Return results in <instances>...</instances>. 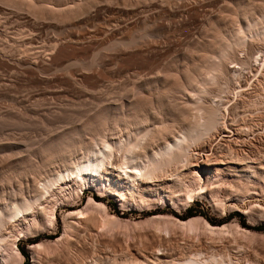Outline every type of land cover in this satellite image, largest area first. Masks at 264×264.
Instances as JSON below:
<instances>
[{
    "label": "rangeland",
    "instance_id": "1",
    "mask_svg": "<svg viewBox=\"0 0 264 264\" xmlns=\"http://www.w3.org/2000/svg\"><path fill=\"white\" fill-rule=\"evenodd\" d=\"M27 1L0 0L1 209L21 203L22 190H33L41 179L63 170V156H84L80 142L46 161L41 154L58 141L62 144L58 139H64V144L61 135L79 132L102 108L118 103L122 94L132 100L133 92L128 91L142 80L160 76L167 79L165 85H171L173 78L183 77L185 72H203L204 65L220 60L224 42H232L243 31L244 46L235 39L226 64L231 75L229 89L225 86L224 93L217 85L208 87L210 101L219 108L220 125L228 122L229 132L219 136L213 131L188 148L195 161L216 149L219 155L223 152L232 160L238 158V164L230 169L210 166L201 172L202 183L209 185L214 198L199 195L187 203L185 195L197 183L188 167L169 168L156 180L135 183L134 191L113 171L112 175L95 176L99 187L80 190L74 181H63L42 196L40 209L36 204L25 216L2 225L0 260L11 258L0 264H32V255L36 264H166L156 258L170 252L180 260L194 255L202 263L221 258L226 264H264V229H258L264 226V34H255L264 27V0H93L90 7L70 15L56 9L55 1L45 5L40 0ZM30 1L39 8L27 6ZM145 20L147 25L142 24ZM255 24L256 29L250 27ZM151 85L148 96L155 102L153 110L159 111L158 95L169 86H160L159 93L158 86ZM168 97L164 95L163 100L168 102ZM177 98L162 106L178 110L182 101ZM85 134L83 143L94 138V134ZM55 144L51 149L58 146ZM40 147L45 148L43 153ZM116 193L129 197L127 205L123 206ZM90 198L104 203L109 215L121 221L116 218L119 226L115 219L107 225L105 212L91 207ZM54 204L55 219L49 224L48 213ZM187 208L193 217H187ZM82 210L84 215L96 217L90 214L95 226L92 221H78L74 232L71 228L68 233L66 214ZM163 216L165 221L160 219ZM173 217H196L199 222L193 221L197 227L192 224L182 229L172 222ZM201 220L216 226L239 224L252 235H206ZM17 237L18 249L27 252L26 263L24 255L18 259L12 251ZM40 243L43 250L30 249Z\"/></svg>",
    "mask_w": 264,
    "mask_h": 264
},
{
    "label": "bare ground",
    "instance_id": "2",
    "mask_svg": "<svg viewBox=\"0 0 264 264\" xmlns=\"http://www.w3.org/2000/svg\"><path fill=\"white\" fill-rule=\"evenodd\" d=\"M52 1H55L56 2L55 5L58 6V8L56 7V9H59L61 11H65L66 14H69V15L72 13L77 14L79 11L83 10L84 8H88L93 4V0H85V2L83 1V3H82V0H80L81 3H76L78 0L76 2H75V0H72V4H71L70 0H68V1H70V4L67 2V0H40L41 3L42 2L44 3L43 5H45L46 3H51ZM27 2H29V0ZM30 2L31 3H27L28 4L27 6L35 9V7H37L36 6L37 3L36 2L32 3V1H30ZM94 2H96V0ZM35 3H36V5H35ZM23 6L25 7V5H23ZM37 8H39V7H37ZM37 8H36V10H38ZM98 8L99 7H97V9ZM51 9H53V8H51ZM56 9H55V11H56ZM146 20L142 22L143 25L147 22ZM145 25H147V23ZM257 25L258 24H255V26L252 25L250 27H253V29H256L255 27ZM256 30H257V32L255 34H257V35H260L261 33L264 34V27L263 26L261 27V29L259 27V29H256ZM244 34H246V33H244L243 31H241V32L239 31V33L236 35L237 38L235 37L236 41H235L234 37L232 36L234 39L233 41H235L238 45H240V44L243 45V42L245 40L243 38ZM245 37H247V36H245ZM33 39H35V38L31 39V41H30L31 44L33 42L32 41ZM231 40L224 42L223 48L221 47V49H220L221 52H220V57H219L220 60H218L216 58V60H213V61L218 60V62H213V63L211 62L210 64L207 63L206 64L207 66L204 65L205 69L203 70V72L201 71V73H196V74L195 73L192 74L190 72H187V73L185 72L183 77L180 76V78H178V77L173 78V79H176V80H174L175 82H173V79H172L173 84L168 82L171 85H165L164 83L167 82V81H165L167 79L163 80L160 78V76H158L156 78L154 77L155 79L151 78L152 80L150 79L149 81H143L142 80L143 82L142 81L139 82L140 83V84L138 83L139 85L133 87V89L130 88L131 90L129 89L128 92H130V93L133 92L132 95L134 97L131 96V98H133L132 100H129V98H127L125 96V94H124V96H122L123 94L122 95L120 94L121 96L119 97V100H117L118 103H115V104L109 105V106H105L104 108H102L101 111H99L97 114H95V116H93V118H91L88 121V123H86V125L83 126L84 129L82 127L81 130L79 129L80 130L79 132L75 129L74 131H77V132H75L74 135H72V136L68 135L66 137H62L65 135H61V138H65L64 144H63L64 139H58L57 138L58 140L62 141V144L59 143V141H58V142H56V144L54 143L55 145H58V146H55L56 148L53 147L54 149H51V147L54 145L53 143H50L51 145L53 144L52 146L48 145L50 147V149H46V151L44 150L45 148H42L45 151V153L41 154V155H45L44 159L46 161L48 158L51 159L52 157H56V156L58 157V154H63V152L66 153L65 150H71L74 147L76 148V146H75V145H77L76 143H80V142L82 143V146H80V147L83 148V151H85V154L83 157H80V158L79 157L73 158L71 156L69 158V155L65 156V157L63 156V160L62 159L61 160L64 161L66 164L65 167L63 166V168H64L63 170H60V171L55 172V173L53 172L47 178L41 179V181H43L42 183H38L39 181L38 182L35 181V183L36 184L38 183L37 185H39L40 187L39 186L36 187V185L35 186L33 185L34 186V187L32 186L33 190H31V187L27 188L26 190H22V194L24 197L22 196L23 200L21 201V203L20 202H15V203L12 202L11 205L7 204L6 207H4L2 209L0 208V237L3 236V235H1V231L3 230L2 225L3 224L5 225L6 221L10 222V219L12 220V219H15L17 216L18 217L23 216L24 213L29 212L30 211L29 209H31L33 206H34V208L36 207V204L38 206L39 205L38 202H40L39 200H41L42 196L43 197L46 196L45 194L50 192V190L53 189V187L55 185H60L63 181H66V180H69V181L72 180L77 185H79L80 188L78 186L77 187L80 190L82 188H84L85 186H88V187L89 186H95V187L97 186V187H99L98 183L96 182L97 180H95V178H96L95 176L99 177L97 174H99V175L103 174L102 176H104V174L105 175L111 174L112 171L116 172V175L119 178L123 179L126 184H129L128 186H131L132 189L130 187H129V189L134 191L135 187H133V186L134 185L137 186L136 184H138L140 181L142 183H147V182H149L150 179L156 180V178L158 179V177H160V175L163 176L162 174L166 173L165 171L169 172L167 170L169 168H172V169L175 168L176 171L179 169H182V168H187V167L192 168L194 171L193 172L194 177L196 176L197 183H195V185L191 184L192 185L191 188L189 187L190 189L187 191V194L185 195L186 200H187V201L184 200V201H186L185 203L191 202L193 199H195L199 195H203V196H206L208 198L209 197L212 198V196H213L212 191L207 189V187L209 185L208 186L206 185L207 186L206 187L204 185V183H202L204 178H203L201 172H207V169L210 166H216V167L221 166V167H224L226 169L227 168L230 169L233 166V164L237 163L236 161L238 160V158H237V160H234V158L232 160V157L228 158L229 156L227 157V155L226 156L223 155L222 154L223 152L219 155L217 152L218 150L213 149L212 153H210V154L207 153L206 155L203 154L204 156H201L199 159H197L195 161L193 159V154H191L188 151V148L190 149L189 146H193V145H191L192 143L195 144L200 138H202L203 136H205L208 133H211L213 131L218 132L219 136H222V135L225 136L224 132H226V131L229 132L228 122H225L224 125H222V123H221L222 127L220 125V121H219L220 120L219 119L220 118V116H219L220 112L218 110L219 108L217 106H215V104H214L215 102L213 103L212 101H210L211 93L209 95V92H210L211 88H209V92H208V87L213 86V84H214V85L219 86L220 89L222 88L223 92H224L225 86L227 87L225 89H229L227 85H229L228 82L231 83V75L228 73V69L226 68V64L229 62L228 60H230V55H231L230 54V48L234 44V42L233 41L231 42ZM246 43H247V41H246ZM231 53H232V51H231ZM232 57H234V56H232ZM32 64H33V62H32ZM166 77H163V78H166ZM168 79H169V77H168ZM151 83L152 84L154 83L156 86H158V88L156 89L158 92L161 90L162 87L165 88L166 86H169L165 89L166 92H164L162 94L159 92L160 94L158 96L160 98L157 97L159 99L157 101L158 104H156V105H160L162 107V108L160 107L161 110H159V111H156V109H157L156 107L154 110L152 108V107H154L153 104L155 102L152 100L153 98L150 99V97H149L150 96L149 93H152V92H150V90H152V89L149 88V87H152ZM210 84H212V85H210ZM156 86H155V88H156ZM160 86H161V88L159 89ZM240 88H242V87H240ZM218 92H219V90H218ZM118 95H119V93H118ZM164 95H169V97H168L169 99H174V100H170V101H173V103L177 97L180 98L181 99L180 101H182V105L180 104V107L182 108V110L180 111L179 106H177V109L179 108L178 110H174V108H172V106H171V109L164 108V106H162V105H164V103L167 102V101H165L166 99L163 100ZM216 95H218V94H216ZM178 98H177V100H178ZM169 99H168V102H169ZM152 102H154V103L152 104ZM168 102H167V104H169ZM171 105H172V103H171ZM169 106H167V107L169 108ZM69 132L71 134L73 133V131L72 132L69 131ZM88 132L91 133L92 135L94 134L93 135L94 138H92V136H91L90 141H88L87 143H85V142L83 143L84 140L82 138H84L83 136H86L85 133H88ZM75 138H77V139H75ZM55 141H57V140H55ZM55 141H53V142H55ZM48 146H47V148H48ZM40 149H41V147H40ZM43 150H42V153H43ZM203 151L207 152L206 149ZM68 152H70V151H68ZM70 153H72V152H70ZM239 160H242V159H239ZM240 163H241V161H240ZM218 170H220V169L217 168V171ZM33 179H35V178H33ZM20 189H22V188H20ZM110 189L112 190V188H110ZM77 192H78V190H77ZM130 194H131V192H130ZM55 195H56V193H55ZM117 195H120V199L122 201L123 206L127 205V202L129 201L128 200L129 197L127 198V195H125V193H120ZM213 198H214V196H213ZM52 200H54V199H52ZM88 203L91 204L90 205L91 207H94L97 210L101 209L105 212V213L103 212L105 214V216L103 218H105L104 220H105V223L107 225H110L109 222L110 223L112 222L110 219H113V220L115 219L114 221H116V223H118L120 221L117 216L111 217L109 215V212H107V207L104 203L97 202V200H94L92 198L89 199ZM141 203H143V201H141ZM56 204H54V206L52 205L53 207L50 209V211L47 208L48 209L47 211H49V213L47 212L49 214V216H48V214H46V215L48 216L49 224H52L54 219H55L54 209L56 207ZM136 206H138V205L136 204ZM87 207L85 210H87ZM42 208H43V206L41 207V210H42ZM39 209H40V207H39ZM89 211H94V209L89 210ZM44 212L45 211L43 210V213ZM85 212L86 211L82 210V211L70 212V213L66 214L65 219H64V225H65L66 230H68V233H69V230H72L71 228H73L76 225L75 223H77L78 221L88 222V224H89V223H91L92 219L96 218L91 213H88L89 214L88 216L84 215ZM40 213H41V211H40ZM90 214L92 215V217L94 216V218L90 217L91 216ZM154 217H159V216H154ZM101 218H102V216H101ZM116 218H118V220H119L118 222H117ZM154 219L156 220L157 218H154ZM160 219H164V221H165L164 216H163V218L161 217ZM104 220H103V222H104ZM169 220H170V218H169ZM172 220H173L172 222H174V224L178 225L179 227L181 226V228L183 227L184 229L187 226L191 227L192 224H194V226H196L198 224L197 220L199 222V219L196 220V217L190 218L188 220H181V219L173 217ZM194 220H196V223H197L196 225L194 223L195 222ZM201 221H202V223L204 221L203 228L207 231L205 233L206 235L208 233V234H212V236L215 234L216 235L219 234L220 236L221 235L222 236H225V235L232 236L233 234H236V232L242 233L244 235L245 234H247V235L251 234L252 235V232L242 228L239 224L226 223L223 225L216 226V225H212L207 220H201ZM94 223H96V222H93V224ZM120 223H121V221H120ZM138 223L136 222L137 226L139 225ZM35 224H36V222H35ZM112 224H114V223L112 222ZM140 224L142 225V223H140ZM94 226H95V224H94ZM97 226H96V228H97ZM118 226H119V223H118ZM89 227H90V225H89ZM108 228H109V226H108ZM189 229H191V228H189ZM201 229H202V227H201ZM107 230H109V229H107ZM202 231H203V229H202ZM73 232H74V228H73ZM216 235H215V237H216ZM219 235H217V236H219ZM19 236L20 235H18V237ZM18 237L16 238L15 241L13 240L14 241V242H12L13 247H11V248H13L12 249L13 253L15 255L17 254L18 259H19L20 257L24 258V256L20 252V250L18 249L17 244H16ZM227 237H229V236H227ZM0 240H1V238H0ZM42 245H44V244H41V243L36 244V245L31 246L30 249H32V248L33 249L34 248L42 249L41 248ZM13 253H11V254H13ZM174 255H171V252L169 255L166 253H162L160 256H157L156 259L158 261H160L162 263H166V264H226L224 262V260L222 261L221 258H219V260H218L217 257H216L217 260L215 259L214 261L212 258H210V259H212V261L214 263L208 261L207 259L206 260L208 261V263H206L205 261L202 263V261L199 262L197 259H196L197 260L196 261L195 260L196 256L194 257V255H193L194 259L193 258L191 259V256H190V258L189 257L186 258V256L184 255L185 258L183 260H180L179 258H178L179 259L178 260L177 258L174 257ZM32 256H33L32 264H36L37 263L36 257L34 255H32ZM201 256L202 255L200 254L199 257H201ZM7 258L8 257H6V258L3 257L2 258L3 260H0V263H4L7 260ZM9 258H11V257H9ZM15 258H17V257H15ZM10 260H12V259H10ZM147 263L148 262H146L145 264H147Z\"/></svg>",
    "mask_w": 264,
    "mask_h": 264
},
{
    "label": "trees",
    "instance_id": "3",
    "mask_svg": "<svg viewBox=\"0 0 264 264\" xmlns=\"http://www.w3.org/2000/svg\"><path fill=\"white\" fill-rule=\"evenodd\" d=\"M175 215L178 216L177 214H175ZM187 217H193V212L190 208H187ZM241 223L243 225H245L244 221H241ZM258 229H264V226H258ZM20 252L25 256V258H26L25 263H26L27 262V256H28L27 252L23 248L20 249Z\"/></svg>",
    "mask_w": 264,
    "mask_h": 264
}]
</instances>
